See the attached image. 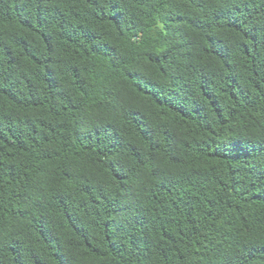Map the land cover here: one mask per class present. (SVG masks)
Wrapping results in <instances>:
<instances>
[{"label":"trees","instance_id":"trees-1","mask_svg":"<svg viewBox=\"0 0 264 264\" xmlns=\"http://www.w3.org/2000/svg\"><path fill=\"white\" fill-rule=\"evenodd\" d=\"M0 264H264V0H0Z\"/></svg>","mask_w":264,"mask_h":264}]
</instances>
